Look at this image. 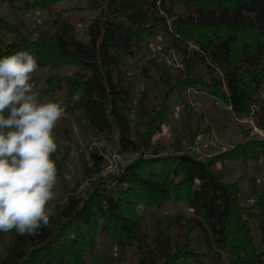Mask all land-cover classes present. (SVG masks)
Instances as JSON below:
<instances>
[{"label": "trees", "instance_id": "trees-1", "mask_svg": "<svg viewBox=\"0 0 264 264\" xmlns=\"http://www.w3.org/2000/svg\"><path fill=\"white\" fill-rule=\"evenodd\" d=\"M19 1L28 10L50 11L63 0H0L9 7ZM85 1L100 9L85 30V41L60 13L53 15L52 33H39L33 40L0 18V34L14 37L7 43L0 39V61L12 75L30 83L40 70L73 68L71 77L48 79V89L65 90L67 97L75 98L71 110L82 113L94 132H115L120 150L135 153L141 143L132 139L127 117L131 93L118 68L145 38L161 32L170 37L171 50L181 55L185 75L173 85L165 80L170 92L192 88L264 132V0ZM178 3L184 10L177 15L173 7ZM197 66L204 71L201 77L194 75ZM169 112L161 104L146 115L145 146ZM153 154L130 164L113 188L99 183L83 199L69 198L54 228L47 227L41 211L20 205L24 225L15 231L0 264H88L102 239L119 250L135 245L137 264H205L211 257L192 251L188 240L173 243L160 229L148 239L143 232V213L169 202L192 212L189 230H196L208 249L225 255L227 264H264V181L253 193V204L245 206L238 190L213 171V162L188 152L158 158ZM232 158L259 162L264 159V139L238 145ZM177 221L180 227L181 218L172 224Z\"/></svg>", "mask_w": 264, "mask_h": 264}, {"label": "rangeland", "instance_id": "rangeland-1", "mask_svg": "<svg viewBox=\"0 0 264 264\" xmlns=\"http://www.w3.org/2000/svg\"><path fill=\"white\" fill-rule=\"evenodd\" d=\"M183 10L179 3L173 7L177 15ZM99 11L85 0L59 1L50 11L28 10L22 1L12 7L0 2V18L29 40L39 33L50 35L53 15L60 13L73 24L77 38L85 41V30ZM0 39L7 43L14 37L1 33ZM180 61L181 55L170 48V37L161 32L145 38L140 49L121 60L118 73L131 93L127 113L131 136L141 143L135 153L120 150L115 132H94L82 113L71 110L75 98L67 97L65 90L48 89V79L71 77L73 68L40 70L35 74L36 82L30 83L12 75L0 61V258L15 231L24 225L20 205H32L41 211L47 227L54 228L69 198L83 199L99 183L113 188L116 177L130 164L147 160L153 153L158 158L188 152L199 160L213 162V171L238 190L241 204H253V193L264 181V159L253 162L228 157L238 145L264 139V132L251 120L235 117L192 88L170 92L165 80L173 85L185 76ZM203 74L201 67L194 69L195 76ZM260 98L264 103V93ZM161 104L171 111L168 120L145 146L142 135L146 115H152ZM93 156L99 161L95 162ZM143 215V232L148 239L160 229L173 243L188 240L192 251L208 253L211 258L205 264H227L225 255L208 249L198 232L189 230L187 221L193 214L184 204L169 202ZM176 218L182 219L180 227L178 221L172 224ZM251 228L257 244L253 223ZM137 259L135 245L119 250L109 239H102L88 264H137ZM179 264L195 263L184 260Z\"/></svg>", "mask_w": 264, "mask_h": 264}]
</instances>
